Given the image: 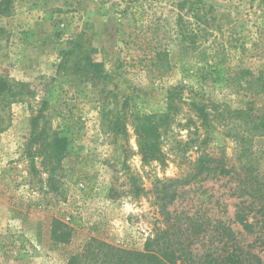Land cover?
I'll list each match as a JSON object with an SVG mask.
<instances>
[{
	"label": "rangeland",
	"instance_id": "rangeland-1",
	"mask_svg": "<svg viewBox=\"0 0 264 264\" xmlns=\"http://www.w3.org/2000/svg\"><path fill=\"white\" fill-rule=\"evenodd\" d=\"M186 1L182 16L177 6ZM189 2L207 35L194 44L182 41L180 28L190 20ZM83 58L103 62V96L72 71ZM0 69L34 90L0 122V264H66L93 237L142 250L162 225L156 180L183 177L191 168L174 156L166 166L145 164L131 118L165 113L168 92L179 85L187 86L185 98L194 95L190 88L203 89L205 102L231 110L249 101L264 107V93H231L225 82L241 71L239 83L246 89L264 71V0H0ZM117 113L127 115L126 134L107 120ZM171 126L167 151L190 133L207 135L184 104ZM53 134L69 143L59 192L50 189L39 157ZM211 137L209 152H224L238 166L237 145L219 122ZM253 151L264 157V137L255 139ZM188 156L194 161L197 154ZM228 180L194 182L180 190L171 210L195 217L210 231L218 221L240 231L234 223L236 183ZM136 186L142 189L138 197L130 194ZM71 214L87 227L61 244L54 222ZM243 236L248 242L255 238Z\"/></svg>",
	"mask_w": 264,
	"mask_h": 264
},
{
	"label": "trees",
	"instance_id": "trees-1",
	"mask_svg": "<svg viewBox=\"0 0 264 264\" xmlns=\"http://www.w3.org/2000/svg\"><path fill=\"white\" fill-rule=\"evenodd\" d=\"M189 3L191 7L187 16L190 20L180 28L182 41L194 44L205 34H202L200 28L202 17L196 13L195 3ZM186 4L187 1L177 6L179 14ZM143 17L144 12L141 14V18ZM182 21L183 18L179 23ZM71 54L73 52H67L68 56ZM72 71L96 88L100 96L107 92L108 76L103 62L90 58L79 59L73 64ZM242 73L237 72L235 77L226 76V88L231 93H239L243 89L254 94L264 93V71L258 77H254L255 82L248 84L246 89L239 83ZM184 90H187V86L179 85L169 90L165 113L134 115V118H131L138 138L139 153L145 164L157 162L161 166H166L174 156V159L182 157V162L188 163L191 168L183 177L156 180L155 203L162 218V225L147 238L142 250L129 249L93 237L81 251L72 254L66 264H264V157L257 156L253 151L255 139L264 137V107H256L255 101H249L245 108L231 110L228 106L220 105L211 99L205 102L203 89L198 91L190 88L189 90L194 93L190 98L184 97ZM33 95L34 90L29 84L10 79L0 69V122L5 119L4 115L17 100ZM180 104L189 106L197 113L202 126L207 130V135L201 139L197 132L195 135L190 133L187 141L176 140L177 145L167 151L165 141L173 133L171 121L179 112ZM209 107L212 108L215 117L211 116ZM110 113L109 110L106 117H109ZM126 119L125 113H117L107 120L118 133L126 134ZM215 122H219L226 137L236 143L238 166L231 165L224 152L219 156L209 152ZM68 146L66 138L53 134L52 140L45 142L41 149L40 166L47 174L52 191L61 190L59 184L64 176L63 163L68 155ZM190 151L197 154L194 161L188 156ZM30 157L32 168L35 169V157L31 152ZM212 177L228 178L229 182L236 183L233 195L239 202L235 210L234 223L241 228L240 231L234 230L223 221H218L210 231L195 217L171 210L180 197L181 189L198 180ZM141 192L140 186H136L130 194L138 197ZM97 225L93 224L90 231H97ZM86 227L79 214H71L66 221L56 219L54 222V229L59 233L57 241L61 244L69 243L77 228L83 230ZM100 234L102 235V232ZM243 234L254 235L255 238L248 242Z\"/></svg>",
	"mask_w": 264,
	"mask_h": 264
}]
</instances>
